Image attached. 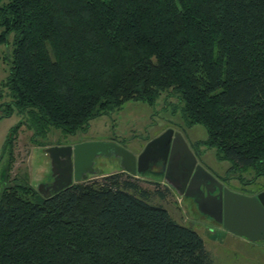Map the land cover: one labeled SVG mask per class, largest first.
Returning a JSON list of instances; mask_svg holds the SVG:
<instances>
[{
    "label": "trees",
    "instance_id": "trees-1",
    "mask_svg": "<svg viewBox=\"0 0 264 264\" xmlns=\"http://www.w3.org/2000/svg\"><path fill=\"white\" fill-rule=\"evenodd\" d=\"M10 37L8 104L36 145L53 144V128L72 137L128 100L162 96L187 127H205L218 160L264 174V0H0V44ZM12 141L0 264H211L202 235L130 173L50 196L10 181Z\"/></svg>",
    "mask_w": 264,
    "mask_h": 264
},
{
    "label": "rangeland",
    "instance_id": "rangeland-1",
    "mask_svg": "<svg viewBox=\"0 0 264 264\" xmlns=\"http://www.w3.org/2000/svg\"><path fill=\"white\" fill-rule=\"evenodd\" d=\"M12 48V39L9 43L0 44V194L5 186L4 168L10 162L7 152L3 158L1 156L8 146L9 139L13 138L14 146L10 181L29 180L30 185L43 195L57 186L55 182L58 179L64 181L61 171L57 170L56 161L45 151V148L54 145V142L69 144L81 140L115 141L137 154L152 138L167 128L181 131L191 150L200 156V162L231 189L243 194L257 193L264 189V174H257L259 167L252 165L242 169L231 167L232 162L229 160H218L215 150L204 143L207 137L205 127L201 124L187 127L180 114H174L173 108L162 96L154 104L140 99L128 100L117 109L94 117L84 133L72 137L60 128H53L49 133L53 144L43 147L36 145L31 140L33 131L28 128L26 114L8 104L10 97L4 81L10 69L8 55ZM8 150L9 148L6 151ZM71 160L73 162V156ZM93 161V169L86 171L80 178H75L73 174V184L79 181L101 180L104 175L110 173L127 172L121 167L118 156L114 154L100 153ZM63 173L67 174L64 171ZM162 173L163 168L155 172L146 169L130 174L142 189L148 192L149 200L164 205L178 222L193 226L202 235L212 258L211 264H264V240H237L235 235H231L223 227L212 228L216 222L198 209L192 197L179 195L169 186Z\"/></svg>",
    "mask_w": 264,
    "mask_h": 264
},
{
    "label": "water",
    "instance_id": "water-1",
    "mask_svg": "<svg viewBox=\"0 0 264 264\" xmlns=\"http://www.w3.org/2000/svg\"><path fill=\"white\" fill-rule=\"evenodd\" d=\"M45 151L58 166H61L66 156L69 160L73 156V162L68 161L69 175L66 179H61L52 191L44 192V196H50L73 184V174L78 179L86 171L92 170L93 160L100 153L118 156L121 167L128 173L146 170L149 160L161 155L167 158L164 179L179 195L192 197L202 213L209 215L227 230L250 240H264V189L254 195H246L223 185L200 162L197 153L191 150L181 131L167 128L152 138L139 154L115 141L104 140L54 144L46 147ZM59 171L63 172L62 169ZM210 181L215 182L211 189L208 183ZM192 185L199 189L201 199H196L189 193Z\"/></svg>",
    "mask_w": 264,
    "mask_h": 264
},
{
    "label": "flooded vegetation",
    "instance_id": "flooded-vegetation-1",
    "mask_svg": "<svg viewBox=\"0 0 264 264\" xmlns=\"http://www.w3.org/2000/svg\"><path fill=\"white\" fill-rule=\"evenodd\" d=\"M82 141V140H81ZM78 141H76V142H73V143H69V144H75V143H77ZM140 152V151H139ZM139 152L137 153V154H139ZM197 156H198V158H199V160H201L200 159V156L198 155V153H197ZM68 161H71V160H69L68 159V157L66 156V157H64L63 158V160H62V164H61V166H58L57 165V168H59V170L60 169H62L64 172H66L67 174H64L63 172H61V174H62V176L61 177H63L64 179H66V177H67V175H69L68 174V172H69V167H68ZM202 161V160H201ZM166 163H167V158H165V157H163V156H161V155H159V156H157L155 159H150L149 160V164H148V167H147V169H149L150 171H153V172H155L156 170L157 171H160V169L162 170V168H163V173H162V175L164 176V172H165V168H166ZM58 170V169H57ZM60 177V176H59ZM217 178H218V180L219 181H221V179L217 176ZM59 181H60V179H58L56 182H55V184H57L58 185V183H59ZM222 182V181H221ZM209 183V187H210V189L211 188H213L214 186H215V182H212V181H210V182H208ZM223 183V185H226V186H228L227 184H225L224 182H222ZM54 184V185H55ZM189 187V186H188ZM229 187V186H228ZM231 188V187H230ZM189 193H192V195L194 196V198H196V199H201L202 198V195L200 194V191H199V189L197 188V186H194V185H192V186H190L189 187ZM209 194H210V192H209ZM196 204V203H195ZM214 221V220H213ZM216 222V221H215Z\"/></svg>",
    "mask_w": 264,
    "mask_h": 264
},
{
    "label": "crops",
    "instance_id": "crops-1",
    "mask_svg": "<svg viewBox=\"0 0 264 264\" xmlns=\"http://www.w3.org/2000/svg\"><path fill=\"white\" fill-rule=\"evenodd\" d=\"M234 191H236V190H234ZM261 191V190H260ZM238 192V191H237ZM258 193V192H257ZM254 194H256V192L255 193H249V194H246V195H254ZM213 221V220H212ZM217 225H219V226H217ZM221 226V227H220ZM212 228H214L215 229V227H218V228H225L223 225H221V224H219V223H217L216 222V225H215V223H214V225H212L211 226ZM226 229V228H225ZM227 230V229H226ZM231 235H235V239H237V240H242V241H252V240H250V239H248L247 237H245V236H243V235H240V234H235V233H233V232H231V231H229V230H227ZM206 247H207V249H208V246H207V244H206ZM209 250V249H208Z\"/></svg>",
    "mask_w": 264,
    "mask_h": 264
}]
</instances>
